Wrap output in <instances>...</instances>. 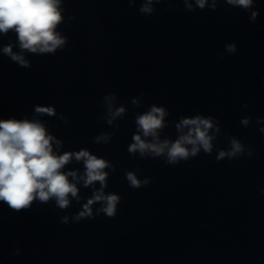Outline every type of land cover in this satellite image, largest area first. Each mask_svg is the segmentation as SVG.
<instances>
[{
    "label": "water",
    "instance_id": "obj_1",
    "mask_svg": "<svg viewBox=\"0 0 264 264\" xmlns=\"http://www.w3.org/2000/svg\"><path fill=\"white\" fill-rule=\"evenodd\" d=\"M169 2L170 10L160 3L145 16L140 0L134 7L128 0H62L66 11L57 31L68 43L55 55L25 51L30 68L2 51L9 43L21 51L15 33L0 34V118L39 119L62 142L59 149L53 145L59 153L86 148L107 158L116 171L105 192L122 197L114 218L101 214L69 224L60 218L71 219L92 195L82 181L83 199H72L65 211L54 201L21 212L0 204V264H264V125L256 123L264 118V0H257L255 22L224 3L216 11L188 12L182 0ZM233 42L237 52H226ZM108 93L117 95L114 106L126 108L111 127L101 103ZM151 104L170 112L161 139L179 135L171 121L201 113L222 125L217 147L227 148L232 135L254 155L218 162L214 150L176 166L132 156L135 114ZM36 105L55 106L57 114L38 115ZM246 115L252 121L244 127ZM102 132L114 135L96 144ZM137 167L151 182L133 189L125 171ZM64 170L82 174L83 163L73 159Z\"/></svg>",
    "mask_w": 264,
    "mask_h": 264
},
{
    "label": "clouds",
    "instance_id": "obj_2",
    "mask_svg": "<svg viewBox=\"0 0 264 264\" xmlns=\"http://www.w3.org/2000/svg\"><path fill=\"white\" fill-rule=\"evenodd\" d=\"M137 0H128L129 7H134ZM185 10L195 12L209 9L216 11L218 5L224 3L232 8H239L249 13V19L255 22L259 16L257 0H182ZM168 3V9L173 7L169 0H140L139 13L145 16L155 14L156 4ZM66 10L62 6V0H0V34L7 35L14 32L18 41L20 52H13L11 43L5 45L3 53L22 68H30L31 64L24 58L23 53L55 55L57 51H63L68 43V37L57 31L58 26L64 21ZM75 19V17H69ZM225 51L231 54L237 52L236 43H226ZM141 92L140 96L143 97ZM117 99L115 93L105 94L101 103L105 108L104 121L108 126H113L114 121L123 119L126 108L114 106ZM132 105L140 107L139 100L131 99ZM248 107L247 104L244 105ZM38 115L56 116L55 106L44 107L36 105L34 109ZM170 116L169 110L163 106L151 104L148 110L142 114H135V132L132 134L131 143L127 147L130 155L138 154L141 159L163 158L166 165L176 166L182 161L196 158L203 152L211 155L216 151V161L225 159H239L242 156L251 158L254 153L249 144L243 143L238 137L227 135V148L216 146L218 137L222 132L220 121L212 115L197 113L192 116H180L175 124V130L179 135L174 140L161 139V131L169 126L166 117ZM60 119L67 122V117L62 113ZM252 117L246 115L240 123L244 127L249 126ZM256 123L264 125V118H257ZM119 124L115 125L119 128ZM264 133V126L259 128ZM114 133H100L93 140L96 144H107ZM61 141L49 134L45 124L39 119L28 118H0V204L15 212L29 210L34 202L47 204L55 202V207L61 211L69 209L71 200L77 203L83 199L78 193L79 182H83L85 189L91 187L92 195L81 206V210L71 215L60 218L62 224L81 222L95 219L104 214L108 218H114L117 214V206L122 197L114 192L105 190L108 188L110 171L115 172V165L105 157L93 154L89 149L81 148L78 151H64L59 153L53 145L59 149ZM73 159L83 163V173L69 170L65 166ZM107 169V171H106ZM142 170L138 167L131 171H125V179L130 188L140 189L150 184V178L141 179L137 173ZM99 188H96V184ZM264 194V188L261 190ZM100 207L93 210V206ZM20 249H16L18 255Z\"/></svg>",
    "mask_w": 264,
    "mask_h": 264
}]
</instances>
